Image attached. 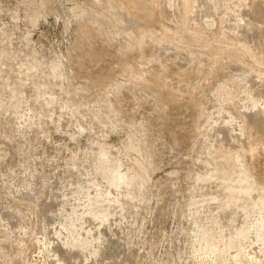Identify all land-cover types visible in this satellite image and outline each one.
<instances>
[{
    "label": "rangeland",
    "instance_id": "obj_1",
    "mask_svg": "<svg viewBox=\"0 0 264 264\" xmlns=\"http://www.w3.org/2000/svg\"><path fill=\"white\" fill-rule=\"evenodd\" d=\"M262 46L264 0H0V264H264Z\"/></svg>",
    "mask_w": 264,
    "mask_h": 264
},
{
    "label": "bare ground",
    "instance_id": "obj_2",
    "mask_svg": "<svg viewBox=\"0 0 264 264\" xmlns=\"http://www.w3.org/2000/svg\"><path fill=\"white\" fill-rule=\"evenodd\" d=\"M150 3L152 4V5H157V3H158V0H150ZM248 27H251V25H249L248 24ZM255 27H256V25H255ZM257 28V27H256ZM259 29V28H258ZM260 31V30H259ZM260 42V41H259ZM258 42V43H259ZM262 47H264V46H262ZM264 49V48H263ZM262 51V50H261ZM254 125V124H253ZM257 127V126H256ZM242 128H243V130L244 131H246V133H248V136H249V139H250V137H251V135H250V131L253 129V128H255V126H252V125H247V124H242ZM257 130L258 131H261V132H263L264 133V127H257ZM248 147H247V149L246 150H244L243 148H242V151H243V154H245V153H248V154H250V156H252V154H254V145L252 146L250 143H248V145H247ZM262 146V145H261ZM246 148V147H245ZM261 148V147H260ZM262 151H263V153H264V144H263V146H262ZM261 151V152H262ZM247 155V154H246ZM60 261H58L57 262V264H61V263H59Z\"/></svg>",
    "mask_w": 264,
    "mask_h": 264
}]
</instances>
